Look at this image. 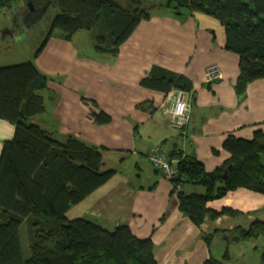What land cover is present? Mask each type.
I'll return each mask as SVG.
<instances>
[{
	"label": "crops",
	"instance_id": "1",
	"mask_svg": "<svg viewBox=\"0 0 264 264\" xmlns=\"http://www.w3.org/2000/svg\"><path fill=\"white\" fill-rule=\"evenodd\" d=\"M0 33L3 40L15 36L7 26ZM74 36L65 40L53 33L36 57L30 52L27 58L49 76L43 91L45 111L31 120L55 137L73 135L95 146L101 153L100 169L114 170L68 210V218L91 219L106 229L127 225L135 236L151 239L159 264H200L211 257L228 262V245L241 243H225L222 231L264 220V195L245 188L227 192L208 201L207 209L219 213L229 208L237 214L207 216L197 226L179 209L171 182L147 156L152 150L165 156L177 150L195 156L206 171L215 169L229 157L223 148L228 135L248 140L264 129V79L250 82L237 95L239 57L224 49L223 26L203 13L175 16L168 8L155 7L113 58L96 53L91 38L86 47L90 52L82 53ZM152 66L192 81L182 129L169 123L170 92L140 85ZM100 110L110 116L109 123L93 121L91 113ZM12 134L13 126L0 119V148ZM144 171L149 174L144 176ZM182 189L202 192L188 183ZM203 233H212L211 242L204 241ZM214 244L220 247L214 249Z\"/></svg>",
	"mask_w": 264,
	"mask_h": 264
},
{
	"label": "trees",
	"instance_id": "2",
	"mask_svg": "<svg viewBox=\"0 0 264 264\" xmlns=\"http://www.w3.org/2000/svg\"><path fill=\"white\" fill-rule=\"evenodd\" d=\"M155 7L168 8L175 16L203 13L219 21L224 49L239 57L237 95L242 96L250 82L264 79V0H0V11L9 12L24 27L48 23L33 58L53 33L70 40L81 30L92 31L96 53L116 57L120 45ZM48 80L32 59L0 66V119L13 126L11 138L0 148V264H159L151 239L135 236L127 225L106 229L91 219L68 218V210L114 170L100 169L101 153L95 146L73 135L55 137L31 120L45 111ZM140 85L164 93L193 92L188 77L160 66H152ZM91 116L97 124L110 121L101 110ZM223 148L229 157L211 171L195 156L177 150L165 156L170 162V156L177 159L170 182L179 209L197 226L207 216L237 214L229 208L219 213L207 209L208 201L227 192L245 188L264 195V129L254 131L248 140L228 135ZM186 183L202 192L186 193L182 189ZM222 233L227 244L240 243L263 234L264 220ZM211 237L212 233L202 234L206 243ZM221 263L211 257L200 264Z\"/></svg>",
	"mask_w": 264,
	"mask_h": 264
},
{
	"label": "rangeland",
	"instance_id": "3",
	"mask_svg": "<svg viewBox=\"0 0 264 264\" xmlns=\"http://www.w3.org/2000/svg\"><path fill=\"white\" fill-rule=\"evenodd\" d=\"M17 6L20 9L24 7L22 3H19ZM50 13L51 16L54 15V12ZM46 21L47 20L43 19V23H46ZM46 25H48V23L45 25H32L28 26L29 28H25L24 24L22 22L20 23L19 19L16 20L14 16L12 17V14L9 12L7 13L5 10L0 11V32H4L7 26L11 28L12 32L15 34V36L8 35L9 37L5 38L6 41L3 40L0 35V66L15 63L17 59L27 60L30 52H34V50L37 49L46 35ZM91 35L92 31L88 33L87 30H81L76 33L73 38L74 42L80 47L84 54L90 52L86 47ZM261 160L264 164V154L261 155ZM144 172V176L149 174H147L146 171ZM224 242L226 243V240ZM240 243L239 245L241 246H236L234 244L233 246L228 245L229 247H227V249L228 253L231 255V259L225 264H261V253L264 252V233L260 234L258 237L245 239ZM219 247V244L213 245L214 249Z\"/></svg>",
	"mask_w": 264,
	"mask_h": 264
},
{
	"label": "built area",
	"instance_id": "4",
	"mask_svg": "<svg viewBox=\"0 0 264 264\" xmlns=\"http://www.w3.org/2000/svg\"><path fill=\"white\" fill-rule=\"evenodd\" d=\"M185 96L186 95L181 91H170L171 104L168 109L169 123L170 126L177 129H182L188 120V115L184 110ZM182 105L183 108H181ZM147 157L153 168L159 170L165 179L170 181L175 176L176 169L174 163L170 162L164 154L157 150H154L149 152Z\"/></svg>",
	"mask_w": 264,
	"mask_h": 264
},
{
	"label": "clouds",
	"instance_id": "5",
	"mask_svg": "<svg viewBox=\"0 0 264 264\" xmlns=\"http://www.w3.org/2000/svg\"><path fill=\"white\" fill-rule=\"evenodd\" d=\"M181 108H183V105L181 106Z\"/></svg>",
	"mask_w": 264,
	"mask_h": 264
},
{
	"label": "water",
	"instance_id": "6",
	"mask_svg": "<svg viewBox=\"0 0 264 264\" xmlns=\"http://www.w3.org/2000/svg\"><path fill=\"white\" fill-rule=\"evenodd\" d=\"M31 8V7H30Z\"/></svg>",
	"mask_w": 264,
	"mask_h": 264
}]
</instances>
